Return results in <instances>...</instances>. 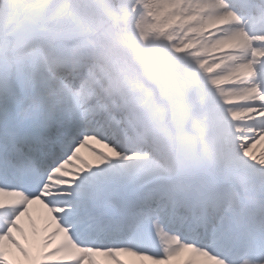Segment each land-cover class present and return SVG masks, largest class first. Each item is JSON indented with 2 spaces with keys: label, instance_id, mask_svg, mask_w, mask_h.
Listing matches in <instances>:
<instances>
[{
  "label": "snow or ice",
  "instance_id": "obj_1",
  "mask_svg": "<svg viewBox=\"0 0 264 264\" xmlns=\"http://www.w3.org/2000/svg\"><path fill=\"white\" fill-rule=\"evenodd\" d=\"M0 264H264V0H0Z\"/></svg>",
  "mask_w": 264,
  "mask_h": 264
},
{
  "label": "bare ground",
  "instance_id": "obj_2",
  "mask_svg": "<svg viewBox=\"0 0 264 264\" xmlns=\"http://www.w3.org/2000/svg\"><path fill=\"white\" fill-rule=\"evenodd\" d=\"M85 154L86 153V156L87 157H90V154L87 152V150H83V152H82V154ZM125 259H128V260H131V259H133V258H131V257H124Z\"/></svg>",
  "mask_w": 264,
  "mask_h": 264
}]
</instances>
